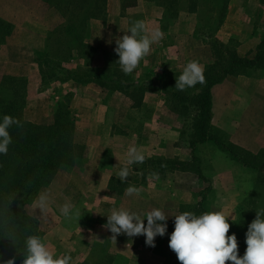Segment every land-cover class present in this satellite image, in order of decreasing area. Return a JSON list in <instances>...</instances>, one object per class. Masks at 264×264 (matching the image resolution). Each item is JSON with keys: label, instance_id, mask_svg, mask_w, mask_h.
I'll use <instances>...</instances> for the list:
<instances>
[{"label": "rangeland", "instance_id": "obj_1", "mask_svg": "<svg viewBox=\"0 0 264 264\" xmlns=\"http://www.w3.org/2000/svg\"><path fill=\"white\" fill-rule=\"evenodd\" d=\"M54 2L0 0V100L15 102L21 119L34 124L50 123L59 106L64 105L69 108L73 118V141L84 147L83 160L76 161L73 166L57 174L47 186L37 192L32 202L26 207L28 215L36 221L38 231L42 234V239L50 251L56 256L71 255V264H74L75 255H72V248H66L65 245L58 243L76 242L73 236L67 239L68 235L63 232V229H75L79 222L86 225L87 228L91 225L95 228L105 225L107 220L97 219L96 215H99L100 210L108 203L115 202L113 205L119 203L124 206L129 204L133 197V195L126 194L125 191L129 184L139 187L140 193H143L144 196L146 194L154 195L157 202H162L158 209L169 217L167 220L168 234L174 230V216L188 211L189 208L200 205L206 208L207 212H223L226 216H232V218L231 216L228 218V222L233 224L237 221L238 205L250 198H257L259 195L264 197L263 194L255 190V182L259 180V177H264V170L261 173L244 170L239 164L232 162L231 157L222 154L213 144L208 143L189 148L187 132H189L190 122L195 115L192 111L185 113V104H180L181 101L167 96L169 89L186 95L187 91H179L175 88V78H178L179 75L164 80L162 90L165 101L164 116L155 128L151 129L157 133L155 140L150 142L147 139L144 143L140 140L142 133L145 137H147V133L149 134L147 123L150 120V112L145 109L138 113L129 111L127 105L135 103L134 100L142 97L141 90L143 89L137 75L143 69V63H153L151 58L153 51L150 50L151 56L147 55L132 74L125 75L117 62L119 57L114 51L117 46L114 40L118 34L120 37L127 34L133 22L139 20L145 23L149 20L152 15L150 3L161 8L167 21L174 22L175 25L172 26V29L177 32V38L182 37L185 33H193L195 24H197L196 15H188L186 5L181 4L178 7V18L172 19L165 16L161 0H139V2L133 0L129 1L132 2L130 5L126 2L128 4L126 8L123 7V4H126L124 0H106L101 17L88 23L86 47H76L75 50L71 36H66L64 33L68 19L57 11ZM185 14L188 16L187 19H183ZM147 28L149 30L157 29L158 25L148 23ZM240 30L245 34L250 32L249 28ZM211 32H205L204 36L212 35ZM193 36L196 39V36ZM223 37L230 38L227 33ZM199 41L201 40L192 41L194 49L192 53L188 50L185 51L186 55L195 57L211 55L209 46L205 44L208 49L206 48L207 50L204 51L205 49L204 47V50L202 49ZM234 42L235 40L230 38L229 42L225 44L230 50H233ZM156 46L154 44L151 48ZM102 69L113 72L114 79L121 82L122 86L132 82L138 88L132 95L124 90L115 89L117 85H110L107 87L108 89L92 88L85 92L88 94L82 100L77 88L72 84L79 86L86 84L75 83L73 81L75 74ZM30 73L33 74L32 77ZM233 78H226L212 89L211 130L220 142L233 148L237 156L251 158L258 155L260 151H264V90H256L252 94L251 105L245 112L242 122L238 124H229L228 122L220 126L215 124L216 120L221 117L223 105L233 91ZM58 83L72 84L61 87ZM77 93L78 96H76ZM52 94H56L58 99L51 98ZM98 95L103 102L108 104L111 118L120 120L121 124H116L117 127L121 129L124 125L125 129H129L133 134L131 138H126L118 133L114 136L111 135L113 138L109 144L119 143L122 146L127 144L126 146H134L138 150L141 148L151 149L147 152L148 156L144 155L143 163L132 164L136 169L133 172L129 171V176L124 183H121L115 176L121 168L103 171L95 168L87 160L85 142L88 131L80 130L74 122L78 119L75 118V115L82 110H86L85 116L88 117L92 100L97 99ZM71 106L72 108H70ZM101 126L102 124H99L98 132ZM82 127L86 126L82 125ZM108 131L109 129L106 130V135ZM111 156L107 151L102 158L103 160L110 159ZM194 159L197 160V163L195 162L197 172L179 171L173 164L174 162L190 163L189 161ZM159 164L166 167L159 166ZM107 178H109L108 186L105 187L103 182ZM155 178H159V181L163 183L157 187L150 186L156 183ZM166 182L171 184L170 192L177 198L175 203L174 201L166 203L165 196L168 191V186L164 185ZM42 192H46L50 199L49 210L43 214L33 208V202ZM66 200L80 208V215L76 220H65L60 214L59 208ZM85 212H89V215ZM91 216L95 217L92 219ZM58 226H61L62 230L57 236L52 233L50 239L45 238L44 234H49ZM58 237L61 238L59 241ZM79 241L77 239V242ZM106 246L107 243L103 240L98 246V252H95L93 264L107 262V259L104 258L106 257ZM164 255L170 262L178 260L175 252L171 249ZM160 260L162 259H159L158 262Z\"/></svg>", "mask_w": 264, "mask_h": 264}, {"label": "trees", "instance_id": "obj_2", "mask_svg": "<svg viewBox=\"0 0 264 264\" xmlns=\"http://www.w3.org/2000/svg\"><path fill=\"white\" fill-rule=\"evenodd\" d=\"M55 1L57 11L61 12L68 21L64 33L71 36L75 48L86 47L88 23L101 17L106 0H44ZM129 5L133 0H124ZM165 16L178 18V7L186 5L188 15H196L193 35L211 50L212 61L204 69L205 83L186 88V95L167 90L168 98L185 104V113L195 115L190 122L187 144L189 148L196 145L213 144L222 154L231 157L232 162L239 164L244 170L261 173L264 165V151L254 157H240L234 149L220 142L212 132V89L229 77L243 76L253 78L256 71L264 69V39L252 58L239 57L235 50H230L226 44L219 42L215 33L221 28L229 4V0H161ZM58 2V3H57ZM128 4H123L126 8ZM186 14L183 19H187ZM213 29V31H212ZM212 31V32H211ZM211 32L212 35H205ZM208 39L209 41H205ZM74 79V78H73ZM77 84H96L108 89L117 85L119 90L133 94L137 85H121L114 79L113 72L108 70H91L75 74L73 80ZM120 81V80H119ZM121 85V86H120ZM119 87V88H118ZM141 90V89H140ZM142 95L144 93L141 90ZM142 97L134 100L133 107L141 105ZM176 108V107H175ZM15 102L0 100V118L4 115L17 119L19 126L13 125L8 131L12 143L6 155H0V264H6L11 259L14 264H23L25 253L24 241L30 235L42 238L37 223L32 219L26 207L32 202L37 192L47 186L60 172L73 166L78 160H83L84 147L73 141V118L69 108L60 105L50 123H29L21 119ZM174 162L179 171L197 172L195 162ZM166 167L164 165H160ZM164 169V168H163ZM255 190L264 195V177L255 182ZM237 221L230 224L228 235L235 234L238 243V255L243 256L246 243L245 233L248 225L256 218V211L264 210V197L248 199L237 206ZM188 212L196 215L207 212L206 208L198 205L189 208ZM171 264H180L174 260ZM231 264V262H226Z\"/></svg>", "mask_w": 264, "mask_h": 264}, {"label": "crops", "instance_id": "obj_3", "mask_svg": "<svg viewBox=\"0 0 264 264\" xmlns=\"http://www.w3.org/2000/svg\"><path fill=\"white\" fill-rule=\"evenodd\" d=\"M150 5V13L152 15L150 16L149 20L145 21V25L147 27L148 23H156L158 25V29L164 33V36L162 40H160L158 43H155L157 45L155 48H151L153 55L151 56V51L148 54L149 57L151 56L153 63H143V69L137 75V79L140 81L141 87L144 91L141 105L136 108L133 107L134 103L127 105L129 111H135L138 113L140 110L145 109L150 112V120L147 123L149 128V130L147 128V131H149V134L147 133V137L144 136V133L141 134L140 140L142 143H144V141L147 139L150 142L155 140L157 133L151 129L155 128L156 124L164 116L163 110L165 107V101L162 94L163 85L165 83L164 80H166V78L168 80V78L172 76L180 75L183 68L190 61H197L203 67V69H205V66L212 61L211 55L198 57H195L194 55H186L185 51L188 50L192 53V50L194 49L192 41H196V39L194 38L193 33H185L182 37L177 38V32L172 29V26L175 25L174 22L166 20L160 7H157L153 3H150ZM242 28H249L250 32L245 34L242 32V30H240ZM226 33L230 38L235 40L234 50L239 57L252 58L261 44V41L264 39V0H229L224 23L217 31L215 37L219 42L225 44L230 40V38L225 39L223 37ZM119 38L120 35L118 34L116 35V39L114 41L116 42V40ZM199 42L202 49L204 47L205 50H203L206 51L208 47L201 41ZM109 52H111V49H109ZM146 57L144 59H146ZM30 75L31 77L33 76L31 73ZM263 76L264 69H261L256 71L253 78H247L243 76L233 78V91L225 105H223L221 117L220 119L216 120V125L220 126L221 124L228 122L229 124H238L239 122H242L241 120L243 119L245 112L251 105L252 94L256 90H264ZM34 81L37 82L36 80ZM128 83L132 84V82ZM69 84L72 83L60 85L62 87ZM72 86L77 88L79 97H81L82 100L85 95L87 96L88 93L85 92H87L89 89L99 88L98 85L92 83L86 84L84 86L72 84ZM52 95L53 96H51V98H55V100L58 99L56 94ZM76 96H78V93ZM92 101L93 103L89 109L90 113L88 117L85 116L86 110H82L77 113V115H75V118L77 117L78 119L74 121L77 125V128L88 131L85 142V149L87 151V153L85 152V156L87 157V160L92 163L95 168L103 171H108L110 169L114 170L118 167L122 168L127 166L129 171L133 172V170L136 168L133 167V165H127L126 163V153L129 148L126 146L127 144L125 146H122L119 143L109 144V141L112 140L116 133L122 134L123 136H126V138H131L133 136L132 132H130L129 129L126 130L124 125L121 127L122 130L117 127L116 124H121L120 120L118 121L117 119L111 118L107 107L108 104L103 102L99 95L97 99H93ZM70 108H72V106ZM234 110L235 112H233ZM30 121L36 122L33 120ZM99 124H102L101 128L99 129L100 133L97 129ZM82 125H85L86 127H82ZM107 129H109V131L106 135ZM143 131H145V129H143ZM107 151H109L112 156L110 159L103 160L102 157ZM139 151H141L143 155L148 156L147 152L151 151V149L141 148ZM108 181L109 178L104 180L103 185L105 187L108 186ZM155 181L156 183L150 186L157 187L163 183L159 181V178H155ZM167 183L168 182L164 184L168 186V191L165 196L166 203H171L173 201L175 203L177 198L174 196L175 194L173 195L170 192L171 184ZM113 203H108L103 209L100 208L101 210L99 215H96V217L91 216L92 219L95 217L97 219L100 218L101 220H107L106 215L109 214L112 209L121 208L136 212L143 218L147 212L154 208L161 207L162 205V202H157L156 196H149V194L144 196L143 193H140L139 195H133L132 200L126 206L119 203L113 205ZM86 213L89 215V212H85V214ZM95 220H93V222H95ZM80 223L81 222L78 223L75 229H63V232H66V235H68L67 239L73 236L76 242H58L60 243L59 245L63 244L66 248H72V255H75L74 264H93L95 252H98V246L103 242V240L107 243L105 248L106 257H104L107 259V262L105 264H171V262L167 259V256L164 255L165 252H168L170 249V234L167 232L164 236L158 235L155 237V246L152 247L146 245L144 235L128 237L125 234H119L115 236V239H113L112 237L114 234L111 233L110 230L105 227V225L98 226L96 228L92 227L91 225L92 228H87L86 225H82ZM146 223L147 222L145 220V224ZM61 230V226L55 227L52 232L49 234H44V236L45 238L50 239L52 233H54V236H57ZM60 239L61 238L58 237V241ZM77 239H79L81 242H77ZM159 259H162L160 260L161 263H159L160 261L158 262Z\"/></svg>", "mask_w": 264, "mask_h": 264}, {"label": "clouds", "instance_id": "obj_4", "mask_svg": "<svg viewBox=\"0 0 264 264\" xmlns=\"http://www.w3.org/2000/svg\"><path fill=\"white\" fill-rule=\"evenodd\" d=\"M163 36L160 29L149 30L143 21L133 22L128 33L116 40L114 51L119 57L117 62L121 71L125 75L132 74L149 54L151 46L162 40ZM203 73L204 69L197 61L188 62L179 77L175 78V88L184 91L198 83L203 85ZM19 124L17 119L8 115L0 118V155H6L12 143L8 129ZM126 156L127 165L140 164L145 159L143 153L134 146L128 148ZM115 176L121 183L126 182L129 168L122 167ZM125 191L131 196L139 195L141 189L129 184ZM49 207V195L46 192L38 194L33 208L43 214ZM59 211L65 220L73 221L80 215L81 210L66 200ZM230 216L220 211L200 215L185 211L174 216V230L170 234L169 248L175 252L180 264H264V210L256 211V218L247 227L243 256L238 255L235 234H227ZM106 217L105 227L114 234L113 239L119 234L128 237L144 235L146 245L152 247L155 246V237L164 236L167 232L169 218L158 208L147 212L143 218L138 213L123 208L112 209ZM24 246L26 254L23 255V264H71V255L56 256L40 236L26 237ZM6 264H14V261L9 259Z\"/></svg>", "mask_w": 264, "mask_h": 264}]
</instances>
